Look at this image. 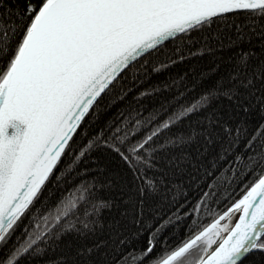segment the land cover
I'll use <instances>...</instances> for the list:
<instances>
[{"label":"snow or ice","instance_id":"obj_1","mask_svg":"<svg viewBox=\"0 0 264 264\" xmlns=\"http://www.w3.org/2000/svg\"><path fill=\"white\" fill-rule=\"evenodd\" d=\"M0 264H264V0H0Z\"/></svg>","mask_w":264,"mask_h":264},{"label":"trees","instance_id":"obj_2","mask_svg":"<svg viewBox=\"0 0 264 264\" xmlns=\"http://www.w3.org/2000/svg\"><path fill=\"white\" fill-rule=\"evenodd\" d=\"M178 242V241H177Z\"/></svg>","mask_w":264,"mask_h":264}]
</instances>
